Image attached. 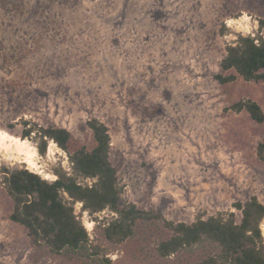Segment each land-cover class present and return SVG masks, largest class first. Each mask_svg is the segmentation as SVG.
<instances>
[{"label":"rangeland","instance_id":"1","mask_svg":"<svg viewBox=\"0 0 264 264\" xmlns=\"http://www.w3.org/2000/svg\"><path fill=\"white\" fill-rule=\"evenodd\" d=\"M260 19L264 0H0V129L26 139L36 161L30 167L0 147V166L53 180V168L71 170L68 150L94 146L87 121L95 118L110 135L120 205L160 217L137 220L134 234L114 243L99 220L116 214L90 216L75 202L93 243L112 264L202 260L210 246L159 257L155 245L171 234L164 221L232 212L239 222L235 202L255 196L264 204V124L232 108L251 99L264 112V81L220 67L239 34L264 38ZM217 73L236 78L219 83ZM47 127L69 131L68 150L44 137L39 152L36 130ZM12 208L0 174V264H85L61 255L33 261L39 251L9 218Z\"/></svg>","mask_w":264,"mask_h":264},{"label":"trees","instance_id":"2","mask_svg":"<svg viewBox=\"0 0 264 264\" xmlns=\"http://www.w3.org/2000/svg\"><path fill=\"white\" fill-rule=\"evenodd\" d=\"M259 22L264 26V19ZM220 67L223 71L233 69L245 80L264 81V38L239 34L235 42L226 47ZM235 73H217L214 77L219 83H226L236 78ZM232 108L245 109L253 120L264 124V112L257 102L241 99ZM87 125L92 131L94 146L73 151L67 147L68 130L61 127L36 130L41 154L46 151L47 137L69 153L71 170L53 168L55 178L51 181L27 168L0 166L3 183L13 201L9 218L24 226L30 246L34 252L39 251L37 256L30 254L35 262L39 256L61 255L65 260L77 259L85 264H112L100 245L93 243L89 231L75 214V202H80L81 209L90 216L105 209L116 214L99 220L103 237L114 243L132 236L137 220L160 217L134 204L120 205L121 190L117 168L110 161L107 127L95 118L88 120ZM31 131V128L26 129L23 135L29 136ZM257 155L264 159V142L258 143ZM86 178H91L92 182H86ZM234 206L241 212L239 222L232 212L198 217L189 223L164 221L171 234L156 243L157 256H170L194 246H210L212 249L205 258L193 264H264V243L259 227L264 219V204L252 196L244 202H235Z\"/></svg>","mask_w":264,"mask_h":264},{"label":"bare ground","instance_id":"3","mask_svg":"<svg viewBox=\"0 0 264 264\" xmlns=\"http://www.w3.org/2000/svg\"><path fill=\"white\" fill-rule=\"evenodd\" d=\"M27 142L26 139L19 138L18 136H14L7 131L0 129V147L11 154L22 156L24 161L27 162L30 167H33L36 165L34 157L35 152ZM52 151L53 148L51 144L48 148V152L52 153ZM261 229L264 233V221L261 223Z\"/></svg>","mask_w":264,"mask_h":264}]
</instances>
